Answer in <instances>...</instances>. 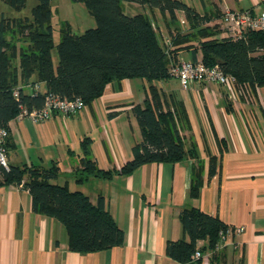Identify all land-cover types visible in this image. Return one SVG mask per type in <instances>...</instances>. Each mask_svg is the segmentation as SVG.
<instances>
[{
    "label": "crops",
    "instance_id": "1",
    "mask_svg": "<svg viewBox=\"0 0 264 264\" xmlns=\"http://www.w3.org/2000/svg\"><path fill=\"white\" fill-rule=\"evenodd\" d=\"M201 3L194 7L200 13H215L224 6L264 13V0ZM177 17L184 18L181 12ZM160 29L167 33L165 24ZM181 57L191 58L188 51ZM147 83L141 78L111 80L101 95L75 114L8 121L7 163L44 167L56 163L59 172L52 182L85 193L93 203L103 196L124 239L106 249L71 251L64 224L33 211L30 193L22 184L0 185V264H210L211 251L206 249L191 263L177 262L165 252L167 241L188 239L179 212L190 207L218 216L231 229L213 264H264V85L192 82L182 88L175 77L154 82L165 103H182L186 118L180 133L185 149L194 146L195 155L174 163L147 162L121 173L120 167L132 156V145L141 138L132 107L145 100ZM84 158L112 174L85 178ZM212 160L216 172L209 176ZM197 164L202 183L193 196L189 190ZM236 227L243 229L237 232ZM196 245L204 248L206 240Z\"/></svg>",
    "mask_w": 264,
    "mask_h": 264
},
{
    "label": "trees",
    "instance_id": "2",
    "mask_svg": "<svg viewBox=\"0 0 264 264\" xmlns=\"http://www.w3.org/2000/svg\"><path fill=\"white\" fill-rule=\"evenodd\" d=\"M3 1L19 9L26 0ZM73 1L85 4L96 25L80 34L71 33L67 25L63 27L55 45L56 64L51 54V0H37L30 18L1 15L0 126L8 129V121L19 113L20 105L27 110L40 109L47 93L68 99L80 97L87 105L101 95L111 80L141 78L148 82L144 88L146 98L132 107L141 138L132 145L131 158L119 169L129 173L147 162L174 163L195 155L194 146L185 149L180 133L186 118L182 103H165L161 89L154 84L172 77L169 67L179 61L183 51L190 53L187 60L200 58L206 65L217 64L235 78L238 86L264 85V29L246 30L240 37L221 35L223 28L207 24L221 10L200 13L183 0H126L148 9V14L128 15L121 10V0ZM154 11L164 19L165 35L154 22ZM178 12L183 19L177 17ZM166 39L170 40V47ZM35 82L40 87L32 92L27 85ZM16 88L17 98L13 96ZM5 147H11L9 135ZM213 161L208 166L209 176L216 172ZM82 164L85 178H108L113 172L100 169L91 159H82ZM200 171V164L193 165L189 190L193 196L198 195L202 183ZM58 172L56 163L49 167L7 163V167L0 165V185L22 184L30 193L33 211L64 224L71 251L85 253L120 245L124 232L113 219L104 197L98 196L93 203L85 193L52 182ZM179 220L188 239L167 241L166 254L177 262L191 263L197 259L192 257L196 250L202 254L206 249L211 251L213 264L219 233L228 226L218 216L197 207L182 208ZM200 239L206 240L204 248L196 245Z\"/></svg>",
    "mask_w": 264,
    "mask_h": 264
},
{
    "label": "built area",
    "instance_id": "3",
    "mask_svg": "<svg viewBox=\"0 0 264 264\" xmlns=\"http://www.w3.org/2000/svg\"><path fill=\"white\" fill-rule=\"evenodd\" d=\"M209 25H218L223 28L224 33L240 37L246 30L264 29V13H254L251 9L235 10L228 6L221 9L218 17L208 21ZM170 47V40L166 39ZM171 76L177 78L182 88L188 87L192 82L198 83H218L221 85L237 86L235 78L232 75L225 74L220 67L215 64L212 66L206 65L200 58L195 61L187 60L182 57L176 64H171L169 67ZM30 91L37 92L39 90V83L27 85ZM13 96L18 97L17 88L13 91ZM85 106L80 97L61 98L55 94L47 93L44 97V104L40 109L27 110L20 105V111L15 116L16 118L27 117L34 121L47 119L53 113L75 114ZM9 135L7 127L0 126V165L7 167V150L5 147L6 139ZM243 227H236L235 230L240 232ZM231 229L228 227L225 231L219 233V241L215 249L222 247L225 241L227 232ZM202 254L196 250L192 257L198 258Z\"/></svg>",
    "mask_w": 264,
    "mask_h": 264
},
{
    "label": "rangeland",
    "instance_id": "4",
    "mask_svg": "<svg viewBox=\"0 0 264 264\" xmlns=\"http://www.w3.org/2000/svg\"><path fill=\"white\" fill-rule=\"evenodd\" d=\"M190 6L199 7L202 5V0H183ZM37 0H26L24 5L19 9H14L0 0V17H31V9L36 4ZM206 2V0H205ZM121 10L128 14L147 13L148 9L142 5L126 0L120 1ZM51 18L50 24L52 26V39L54 47L51 49L52 59L54 64L57 62V52L55 45L61 38L62 28L67 25L69 31L74 34H80L85 29L94 27L96 25L95 19L89 12L83 2L73 0H51L50 3ZM155 24L163 29L164 19L158 11L155 12ZM167 18V17H165ZM173 77V76H172Z\"/></svg>",
    "mask_w": 264,
    "mask_h": 264
}]
</instances>
